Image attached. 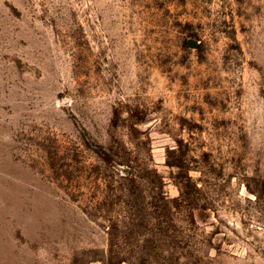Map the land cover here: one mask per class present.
Instances as JSON below:
<instances>
[{"label":"rangeland","instance_id":"rangeland-1","mask_svg":"<svg viewBox=\"0 0 264 264\" xmlns=\"http://www.w3.org/2000/svg\"><path fill=\"white\" fill-rule=\"evenodd\" d=\"M0 264H264V0H0Z\"/></svg>","mask_w":264,"mask_h":264},{"label":"water","instance_id":"water-1","mask_svg":"<svg viewBox=\"0 0 264 264\" xmlns=\"http://www.w3.org/2000/svg\"><path fill=\"white\" fill-rule=\"evenodd\" d=\"M189 44H192V45H193V48H195V47H196V45H195L196 43H193V42H188V45H189Z\"/></svg>","mask_w":264,"mask_h":264}]
</instances>
